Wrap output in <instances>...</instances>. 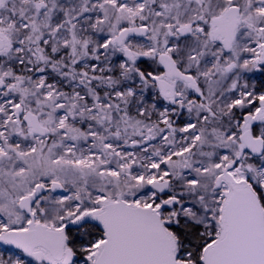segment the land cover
I'll use <instances>...</instances> for the list:
<instances>
[{
	"label": "snow or ice",
	"instance_id": "snow-or-ice-1",
	"mask_svg": "<svg viewBox=\"0 0 264 264\" xmlns=\"http://www.w3.org/2000/svg\"><path fill=\"white\" fill-rule=\"evenodd\" d=\"M0 264H264V0H0Z\"/></svg>",
	"mask_w": 264,
	"mask_h": 264
}]
</instances>
